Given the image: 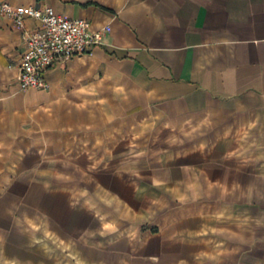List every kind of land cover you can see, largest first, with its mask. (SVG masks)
Segmentation results:
<instances>
[{
    "label": "crops",
    "instance_id": "0c3cea01",
    "mask_svg": "<svg viewBox=\"0 0 264 264\" xmlns=\"http://www.w3.org/2000/svg\"><path fill=\"white\" fill-rule=\"evenodd\" d=\"M0 1L109 27L22 90L0 15V264H264V0Z\"/></svg>",
    "mask_w": 264,
    "mask_h": 264
},
{
    "label": "built area",
    "instance_id": "2783aa9c",
    "mask_svg": "<svg viewBox=\"0 0 264 264\" xmlns=\"http://www.w3.org/2000/svg\"><path fill=\"white\" fill-rule=\"evenodd\" d=\"M0 15L11 20L23 45L18 62V85L22 90L46 88L45 74L50 68L91 51L109 31V27L92 31L87 19L58 14L51 6L39 9L0 1ZM26 18L36 20V27H26Z\"/></svg>",
    "mask_w": 264,
    "mask_h": 264
}]
</instances>
